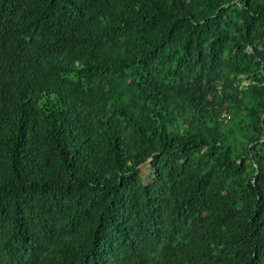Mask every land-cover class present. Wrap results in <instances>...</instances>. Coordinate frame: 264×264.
Here are the masks:
<instances>
[{"label":"trees","instance_id":"1","mask_svg":"<svg viewBox=\"0 0 264 264\" xmlns=\"http://www.w3.org/2000/svg\"><path fill=\"white\" fill-rule=\"evenodd\" d=\"M263 112L264 0H0V264H264Z\"/></svg>","mask_w":264,"mask_h":264},{"label":"rangeland","instance_id":"2","mask_svg":"<svg viewBox=\"0 0 264 264\" xmlns=\"http://www.w3.org/2000/svg\"><path fill=\"white\" fill-rule=\"evenodd\" d=\"M140 170L142 174H145L148 171V163L142 164Z\"/></svg>","mask_w":264,"mask_h":264},{"label":"water","instance_id":"3","mask_svg":"<svg viewBox=\"0 0 264 264\" xmlns=\"http://www.w3.org/2000/svg\"><path fill=\"white\" fill-rule=\"evenodd\" d=\"M264 116V112H263V114H262V117Z\"/></svg>","mask_w":264,"mask_h":264},{"label":"built area","instance_id":"4","mask_svg":"<svg viewBox=\"0 0 264 264\" xmlns=\"http://www.w3.org/2000/svg\"><path fill=\"white\" fill-rule=\"evenodd\" d=\"M228 118V115H225Z\"/></svg>","mask_w":264,"mask_h":264},{"label":"clouds","instance_id":"5","mask_svg":"<svg viewBox=\"0 0 264 264\" xmlns=\"http://www.w3.org/2000/svg\"><path fill=\"white\" fill-rule=\"evenodd\" d=\"M226 115V114H225ZM227 117L225 116V119H226Z\"/></svg>","mask_w":264,"mask_h":264}]
</instances>
